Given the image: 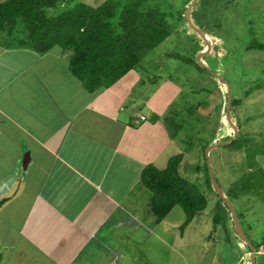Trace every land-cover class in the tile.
<instances>
[{"label": "rangeland", "instance_id": "obj_1", "mask_svg": "<svg viewBox=\"0 0 264 264\" xmlns=\"http://www.w3.org/2000/svg\"><path fill=\"white\" fill-rule=\"evenodd\" d=\"M6 1L0 0V3ZM79 1L97 7L106 0ZM191 3L192 0H154L152 4L164 13L170 28L169 36L144 55L139 65L110 90L96 94L99 98L104 94L100 100L111 103V107L119 102L130 105L134 99L136 102L142 100L138 115L147 119L138 125L148 129L138 135L142 144L139 143L137 150V164L163 170L169 159L181 154L180 176L196 186L207 201L206 209L197 214L183 231L179 227L185 214L179 206H175L158 224L149 211L150 195L138 178L135 188L128 194L129 199L121 203V210L135 214L131 220L134 221L132 230L135 227L138 233L134 234L132 230L129 233L132 239L137 235L138 246L135 243L129 245L132 249L126 247L128 255L121 256L122 263L138 264L139 259L141 264H252L253 256L254 264H264V247L251 252L245 241L239 238L231 214H227L230 210L225 203L219 202L211 185V176L204 169L206 156L203 157L201 146L206 142L211 143L209 146L221 144L233 137L224 110L225 89L214 77L184 61L186 58L194 60L200 53V62L229 83L230 93L239 101L231 113L232 123L239 126L244 141L252 144L253 152L264 149V50H246L249 45L264 46V0H196L190 20L205 33L209 48L185 20V10ZM16 32L17 36H22L21 27H16ZM193 49L198 50L195 57ZM52 51L55 56L63 53L59 48ZM66 54V60L59 56L56 72L67 67L70 53H63ZM155 116L159 117L157 121ZM165 117L172 118L178 125L175 137L171 136L174 128L166 123ZM158 137L157 143L154 139ZM208 155L213 175L223 193L238 190L240 177L252 170L247 166L250 163L242 150L216 145ZM254 159L257 170H260L258 177L262 180L264 155L257 153ZM226 198L234 207L245 239L252 246L259 243L264 232V186L250 187L249 192L240 194L237 200ZM128 200L134 202L135 213L131 212L133 204ZM125 202L127 206L130 203L128 207ZM113 212L106 217V226L100 227L101 235L108 233L111 223L123 215L116 209ZM215 215L217 225L212 221ZM148 231L149 239L142 245L141 239ZM130 254L138 258L137 263H132ZM22 257L24 264H32L29 256Z\"/></svg>", "mask_w": 264, "mask_h": 264}, {"label": "crops", "instance_id": "obj_2", "mask_svg": "<svg viewBox=\"0 0 264 264\" xmlns=\"http://www.w3.org/2000/svg\"><path fill=\"white\" fill-rule=\"evenodd\" d=\"M52 50L40 55L0 40V200L7 198L0 264H24L23 255L32 264H123L126 247L138 246L129 233L135 214L121 203L145 167L136 160L139 132L148 129L140 126L142 100L111 107L104 94L75 83L67 67L56 72L68 54ZM114 209L123 215L101 235ZM148 239L149 231L142 245Z\"/></svg>", "mask_w": 264, "mask_h": 264}, {"label": "trees", "instance_id": "obj_3", "mask_svg": "<svg viewBox=\"0 0 264 264\" xmlns=\"http://www.w3.org/2000/svg\"><path fill=\"white\" fill-rule=\"evenodd\" d=\"M153 1L106 0L101 5L92 7L79 0H8L0 3V40L7 48H26L40 55L54 48L70 53L67 71L86 92L94 94L115 85L139 65L144 55L169 36L170 28L164 13L152 4ZM18 26L22 29V36H17ZM246 50L262 51L264 46L249 45ZM196 51L198 50L193 49L194 57ZM194 60L196 61L195 58ZM194 60L186 58L184 61L193 64L200 72L209 74ZM225 97L227 99L226 95ZM238 104L239 101L231 93V122V113H234ZM224 110L226 113V107ZM158 118L155 116V121ZM165 119L169 126H173L174 133L171 136L175 137L178 125L174 124L172 118ZM235 127L239 135L221 143L232 139L226 147L242 150L250 163L247 166L252 170L240 177L238 190L224 192L231 200H237L245 191L249 192L250 187L264 186V179L258 177L260 170H257L254 159L257 153L264 155V149L254 153L252 144L244 141L239 126ZM210 144L206 142L201 146L203 157L204 150ZM181 159V154L172 157L163 170L152 165L145 166L140 172L139 182L150 195L149 211L155 216L156 222L162 221L175 206H179L185 214V220L179 227L183 231L197 214L206 209L207 201L196 186L180 176L178 166ZM195 169L199 170L198 167ZM204 169L208 174L206 162ZM218 186L220 187L219 184ZM217 198L222 203L218 195ZM6 200L7 198L1 199L0 206ZM212 221L217 225L216 215ZM261 246L264 247V232L260 242L255 243L253 248L257 250ZM1 260L0 255V262Z\"/></svg>", "mask_w": 264, "mask_h": 264}, {"label": "water", "instance_id": "obj_4", "mask_svg": "<svg viewBox=\"0 0 264 264\" xmlns=\"http://www.w3.org/2000/svg\"><path fill=\"white\" fill-rule=\"evenodd\" d=\"M195 3H196V0H192L191 5L185 10L184 17H185V20L187 21L188 25L190 26V28L192 30H194L195 32H197L199 35L202 36L203 40L205 41V43L207 45V48H209L210 47V42L206 38L205 33L203 31H201L200 29H198L192 23V21L190 20V12H191V9H192V7H193V5ZM200 59H201V55L199 53V55H197V57H196V61L200 64L201 67H203L209 73L210 76L214 77L218 81V83L221 84L224 87V89H225L224 92H225V94L227 96V99H226V113L225 114H226L227 121L229 122V124L231 125V127H232V129L234 131L233 137H232V139H233L237 135V129H236L235 125L230 120V110H231L230 109V99H231V93L229 91V83H227L226 80L223 79L220 75L214 73L208 67H206L205 65H203L200 62ZM231 140H228L227 142H224V143H221V144H217V146L226 145ZM214 146H216V145L208 146L206 148V150H205L206 162H207L209 174L211 176L210 178H211L212 188L215 191V193L218 195V197L221 198L222 202L225 203V205H227L228 209L230 210V214L232 216V221H233V224L235 226V230L238 233L239 238H241L243 241H245V243L248 245L250 251L253 252L254 251L253 246L251 245V243L249 242V240L245 239L244 234L241 233V228H240L239 220L237 219V215L235 213L234 207L230 204V202L228 201V199L226 198V196L222 192L221 188L218 186L217 182L214 179L213 172H212L211 167L209 165V158H208V152H209V150H211L212 148H214ZM26 163H27V157L23 160V165L25 166ZM251 258H252V264H254V258H253V256Z\"/></svg>", "mask_w": 264, "mask_h": 264}, {"label": "clouds", "instance_id": "obj_5", "mask_svg": "<svg viewBox=\"0 0 264 264\" xmlns=\"http://www.w3.org/2000/svg\"><path fill=\"white\" fill-rule=\"evenodd\" d=\"M226 95V94H225ZM234 133V132H233ZM224 143V142H223ZM212 145H215V143L214 144H212ZM217 145V144H216ZM206 150V149H205ZM208 154H209V152H208ZM209 156V155H208ZM209 158V157H208ZM210 165V164H209Z\"/></svg>", "mask_w": 264, "mask_h": 264}, {"label": "built area", "instance_id": "obj_6", "mask_svg": "<svg viewBox=\"0 0 264 264\" xmlns=\"http://www.w3.org/2000/svg\"><path fill=\"white\" fill-rule=\"evenodd\" d=\"M140 119H141V120H144V117L141 116Z\"/></svg>", "mask_w": 264, "mask_h": 264}]
</instances>
